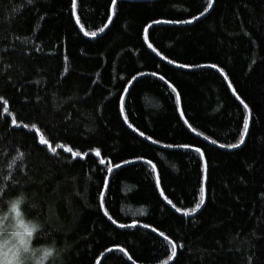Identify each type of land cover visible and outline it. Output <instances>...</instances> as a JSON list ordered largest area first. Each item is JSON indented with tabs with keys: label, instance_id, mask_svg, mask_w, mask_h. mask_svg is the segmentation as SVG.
<instances>
[{
	"label": "trees",
	"instance_id": "trees-1",
	"mask_svg": "<svg viewBox=\"0 0 264 264\" xmlns=\"http://www.w3.org/2000/svg\"><path fill=\"white\" fill-rule=\"evenodd\" d=\"M207 2L117 0L113 14L111 0H0V217L23 197L32 245L55 250L47 264H163L160 232L177 244L169 264H264V0H214L200 16ZM237 95L249 132L221 148L248 115ZM202 187L193 216L164 199L185 210Z\"/></svg>",
	"mask_w": 264,
	"mask_h": 264
},
{
	"label": "snow or ice",
	"instance_id": "snow-or-ice-1",
	"mask_svg": "<svg viewBox=\"0 0 264 264\" xmlns=\"http://www.w3.org/2000/svg\"><path fill=\"white\" fill-rule=\"evenodd\" d=\"M32 0H29V3H31ZM213 3L214 0H208L207 4H206V9L205 11H202L200 13V16L205 15V12L207 10L212 9L213 7ZM77 7V3L76 0H71V8L75 9ZM116 7H117V0H111V11L113 14H115L116 12ZM200 16H194L193 19L194 20H198L200 18ZM109 23L111 22V17H108ZM193 20H182V21H159V20H154L153 24H160V23H183V24H190L192 23ZM76 23L79 24L80 20L79 17L76 18ZM152 25H148V27L144 28L143 32H144V40L148 39V28H150ZM106 27V26H105ZM101 33L104 32V28H100L99 30ZM85 36H91L93 38H95L98 33L96 31H93L91 33L89 32H84ZM148 47L152 49L153 52L156 51L155 48H153L152 44H148ZM157 55H159V53H157ZM169 64H174L175 62L173 60H168ZM176 67L179 68H190V67H209V68H216L217 66L215 64H211V65H194V66H190V65H186V64H176ZM222 71V70H221ZM141 75H143V73H141ZM152 76H156V73L153 72L151 73ZM133 80L136 79V77L132 78ZM159 79L161 81H164V76H160ZM225 79H227V76H225ZM172 92L176 93V103L180 102V94L179 92H177V89L175 87H172ZM125 91H127V89H125ZM234 94H235V90H233ZM236 99L239 100L240 104L243 105L244 110L248 113L247 116L244 117L243 119V128H242V132L239 134V140L237 143H232V144H219V147L221 148H230V149H236L239 148L241 145L244 144L245 142V137L247 136L248 132H249V127H250V121H251V109H249L248 104H246L244 102L243 99L240 98V96H236ZM4 104H7V101H4ZM119 111L121 113L124 112V100L120 99L119 101ZM3 111L5 113H9V109L7 107L3 108ZM10 114V113H9ZM181 115H183V113H181ZM124 120L125 122H127L128 117L125 115L124 116ZM13 126L16 127H20L19 124H17L15 118H12L11 121ZM185 123H187V121H185ZM129 128L132 127L131 124L128 125ZM24 128H28L27 124L23 125ZM189 127H191V125H189ZM135 131V129H134ZM192 131L195 132V129H192ZM140 136H144L145 134L143 132L139 133ZM197 135H201L200 133H197ZM145 139L147 140H151L153 144H156L157 141L156 140H152V137H145ZM205 140H208V137L205 136L204 137ZM39 144L41 145H46L48 148H51V145L48 144V141L44 140L42 137L39 139ZM212 144H217L216 140H212L211 141ZM173 145L169 144V145H165V147H169L171 148ZM59 148H64V145H58ZM177 147L179 148H183V149H188L191 146L189 144H181V145H177ZM53 152H55V149L52 148L51 149ZM65 151H68L70 153H72V157H79L81 154L79 152H73L71 148H67L65 149ZM194 151L199 154L200 157H204V152L199 148H195ZM97 156L100 155L99 150H96L95 153ZM86 155V154H85ZM23 158V153H20V155L17 157V159H22ZM101 164L104 163L103 160L100 161ZM125 164H130L132 163V161L130 160H125L124 161ZM147 163H151V161H147ZM121 165L117 164L116 168H120ZM153 168H155V165H152ZM108 173H111L113 171L112 168H108L107 169ZM204 179L205 181L207 180V162L205 161L204 163ZM157 184H159V178L157 179ZM103 187L106 189L107 188V181H105V183L103 184ZM161 195H163V192H161ZM104 193L101 192L100 196H99V201H100V207L103 208L104 206ZM164 199L167 201L168 204L172 205V207L175 209V211L177 213H181L183 211V215L184 216H193L197 211H199L202 206L205 204V200H206V195H205V189L202 187L200 189L199 192V198H198V202L195 203L194 207L191 208H187L185 210H182L180 207H176L175 204L172 203L171 200H168L167 197H164ZM24 202V198L20 197L18 199H16L12 204H11V209L8 213L7 216H3L0 217V264H28L29 261L31 260H35L36 264H47V261L50 257H53L55 255V250L54 249H48L45 248L43 249V254L39 257V259H37V252L40 251L39 249H32L31 247V241L33 239V237L36 235V233L38 232V230L40 229V225L34 222H26L24 219V215L22 212V208L21 205ZM106 216L108 215L107 211H105L104 213ZM10 217H14L15 218V222L12 224H8L7 221L9 220ZM108 219L111 220L112 217L108 216ZM113 223H116L115 221H112ZM136 225H126V224H119L118 227L120 228H126V227H135ZM9 227L12 229L11 231H9ZM145 228L149 227L148 225H144ZM152 231H156V229H152ZM160 236L164 237V239L166 241H168V243L171 245V254L168 256V258L166 260L163 261V264H169V261L176 257L177 255V244L174 243L173 241L169 240V238L167 236H165V234L163 232L159 233ZM180 247H183V245H180ZM109 251H112V249H109ZM120 252H124L125 250L123 248H119ZM128 259L131 260V256L128 257ZM249 264H251V258H249Z\"/></svg>",
	"mask_w": 264,
	"mask_h": 264
},
{
	"label": "rangeland",
	"instance_id": "rangeland-1",
	"mask_svg": "<svg viewBox=\"0 0 264 264\" xmlns=\"http://www.w3.org/2000/svg\"><path fill=\"white\" fill-rule=\"evenodd\" d=\"M10 209H11V206H10V208L8 209V211L6 212V214L3 215V216H7L8 213H9V211H10ZM3 216H2V217H3ZM25 221H26V222H29V221H27L26 219H25ZM0 222H2V221H0ZM14 222H15V218H14V217H10L9 220L7 221L8 224H12V223H14ZM11 230H12V229L9 227V231H11ZM31 247H32V249H34V250H36V249H39V250H40V251L37 252V259H39V257L43 254V249H45V248H36V247H34V246L32 245V241H31ZM48 260H49V259H48ZM28 264H36V261H35V260H31V261L28 262Z\"/></svg>",
	"mask_w": 264,
	"mask_h": 264
},
{
	"label": "water",
	"instance_id": "water-1",
	"mask_svg": "<svg viewBox=\"0 0 264 264\" xmlns=\"http://www.w3.org/2000/svg\"><path fill=\"white\" fill-rule=\"evenodd\" d=\"M112 169H113V171H114L115 168H112ZM113 171H112V172H113ZM112 172L109 173V175H108V179H107V182L109 181V178H110V175L112 174ZM202 207H203V206H202ZM200 210H201V209H200ZM200 210H199V211H200ZM197 212H198V211H197ZM197 212H196V213H197ZM196 213H195V214H196ZM98 264H100V260H99Z\"/></svg>",
	"mask_w": 264,
	"mask_h": 264
}]
</instances>
